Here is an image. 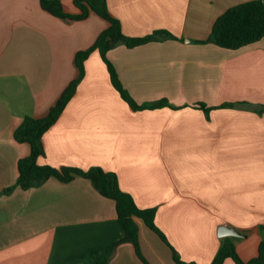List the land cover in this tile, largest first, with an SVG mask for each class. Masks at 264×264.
<instances>
[{"label": "crops", "instance_id": "0c3cea01", "mask_svg": "<svg viewBox=\"0 0 264 264\" xmlns=\"http://www.w3.org/2000/svg\"><path fill=\"white\" fill-rule=\"evenodd\" d=\"M249 1L107 0L124 36L163 32L133 48L119 43L106 59L137 105H167L133 111L94 51L42 137L39 165L114 173L139 208L156 209L154 224L184 263L210 264L225 239L246 263L264 240V36L237 50L205 42L218 17ZM61 6L77 12L73 0ZM107 28L94 13L66 21L40 0H0V264H94L86 252L110 247L107 264H178L133 219L142 260L124 241L114 201L87 179L14 187L30 154L14 131L48 114L78 76L76 54ZM220 226L238 236L218 237Z\"/></svg>", "mask_w": 264, "mask_h": 264}, {"label": "trees", "instance_id": "16d2710c", "mask_svg": "<svg viewBox=\"0 0 264 264\" xmlns=\"http://www.w3.org/2000/svg\"><path fill=\"white\" fill-rule=\"evenodd\" d=\"M61 1L40 0V6L50 15L66 21H81L90 13H94L108 23V28L98 36L95 43L88 50L76 54L75 65L78 70V76L63 91L48 114L40 119L24 117L20 126L14 131L13 137L15 141L25 143L30 147L29 156L18 161V178L14 187H19L21 190L36 188L49 178H55L62 183H68L74 177L87 179L103 197L114 201L117 220L124 231V241L130 242L134 246L137 255L141 259L142 257L138 248V232L136 226L133 224V219L140 220L145 227L155 233L169 247L175 263L195 264L181 262L177 252L170 246L164 234L154 224L156 209L139 208L133 198L119 188L114 173L106 172L98 167L86 170L75 167L53 168L37 163V160L44 156L43 135L55 124L75 94L77 86L84 76V62L94 51L99 52L101 59L106 65L113 88L133 111L154 109L167 105L166 102L162 101L151 105H137L122 88L112 66L106 59L107 51L119 43H123L128 48H133L155 40L163 32H154L143 38H128L122 34L119 22L108 13L106 7L107 0H73V5L77 10L74 14L65 13L62 10ZM263 36L264 2L255 0L234 6L218 17L212 26L209 38L205 42L215 44L227 50H237L257 43ZM198 108L205 112L207 111L203 105H198ZM262 111H264V106ZM11 189L8 188L6 192ZM111 251L112 247L106 252L91 249L86 252L85 256L94 264H107ZM226 259L232 260L235 264H264V240L258 246L257 256L246 263L239 259L231 241L227 239L222 240L210 264H223Z\"/></svg>", "mask_w": 264, "mask_h": 264}, {"label": "water", "instance_id": "95a60500", "mask_svg": "<svg viewBox=\"0 0 264 264\" xmlns=\"http://www.w3.org/2000/svg\"><path fill=\"white\" fill-rule=\"evenodd\" d=\"M226 236H238V233L231 228H228L227 226H220L218 229V237L223 238Z\"/></svg>", "mask_w": 264, "mask_h": 264}]
</instances>
